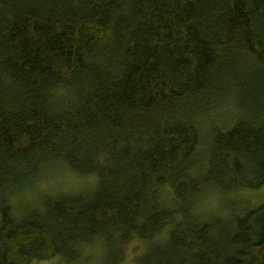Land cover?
Masks as SVG:
<instances>
[{"label": "trees", "instance_id": "1", "mask_svg": "<svg viewBox=\"0 0 264 264\" xmlns=\"http://www.w3.org/2000/svg\"><path fill=\"white\" fill-rule=\"evenodd\" d=\"M263 186L264 0H0V264H264Z\"/></svg>", "mask_w": 264, "mask_h": 264}, {"label": "rangeland", "instance_id": "2", "mask_svg": "<svg viewBox=\"0 0 264 264\" xmlns=\"http://www.w3.org/2000/svg\"><path fill=\"white\" fill-rule=\"evenodd\" d=\"M36 184L35 186H28L32 188L31 190H23L24 194L21 197H18V201L30 202L31 204L33 200H41V197L45 195L74 193L82 189L89 190L96 184V181L92 178L90 179L89 176H79V174L70 171L64 165L58 164L51 167V169L46 173L45 177ZM28 190L30 191L27 192ZM13 198L14 201L17 200V198H15L14 196ZM231 198L237 200V209L242 208V206H256L258 204L264 203V186L256 190L242 192L241 194H237L234 191L233 193L224 195V192L220 190L210 192L208 193V195L202 197V199L199 201L198 209L201 213L210 216L211 214L209 212H213L216 206H221L223 213L228 214L229 209L221 203L223 200L225 202L226 199H229L228 201H231ZM222 206H224V208H222ZM143 248V240L133 239L128 245H124V259L118 264H134L135 257L141 253ZM103 252L104 250L102 245H99L97 243L84 246L82 247L81 256V258L84 259L81 260V263L101 264V262L103 261ZM36 264H57V261H40Z\"/></svg>", "mask_w": 264, "mask_h": 264}]
</instances>
